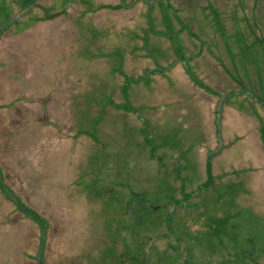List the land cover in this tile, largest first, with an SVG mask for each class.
Instances as JSON below:
<instances>
[{"label":"rangeland","instance_id":"1","mask_svg":"<svg viewBox=\"0 0 264 264\" xmlns=\"http://www.w3.org/2000/svg\"><path fill=\"white\" fill-rule=\"evenodd\" d=\"M151 1L161 11L162 0ZM209 1L174 0V4L182 10L188 8L185 17L212 34L213 28L207 27L208 11L214 14L217 9L216 5L208 7ZM40 2L50 6L47 0ZM18 4L10 0L4 8L0 3L7 11L2 15L0 10V29L4 30L0 35V177L5 180L0 191L8 185L29 208L51 220V255L44 258L47 264H59L64 252L75 253L79 264H264V152L247 107L236 109L249 119L243 116L238 120L236 132L231 127L232 110H221L214 95L198 90L202 103L192 94L167 95L163 91L160 100L152 101L159 106L151 110L153 120L141 118L152 139L125 152L129 155L131 150L144 148L149 160L144 156L138 166L135 162L123 164L120 179L116 177L117 163L123 158L109 154L120 147L99 141L87 146L80 139H73L74 145L59 144V139H52L50 130L41 126L39 107L24 101L37 112L16 111L14 98L20 93V77L28 78L30 90L32 85H40L33 91L40 95L62 90V73L54 69L67 42L52 28L58 29L55 20L41 22L17 36V28L7 27L6 13L13 14ZM198 7L208 8L201 11ZM39 14H29L24 23L33 24ZM126 15L121 19L128 20ZM199 39L204 42V35ZM197 51L191 49L189 54ZM212 68L223 81L224 71L216 62L205 66L203 74ZM211 83L220 93L230 90L219 80ZM183 90L182 86L178 91ZM144 109L150 112L146 106ZM218 115L222 116L221 125ZM122 124L114 127L109 122V141L119 133H114L118 127L126 131V143L133 138L129 131L132 124ZM152 157L155 163L151 164ZM111 162L115 166L110 167ZM1 193L0 264H25L22 255L31 253L25 248L32 251V243H37L32 238L35 224L20 218L22 213ZM13 211L16 213L9 215ZM141 246L153 249L136 257ZM86 254L89 258H82Z\"/></svg>","mask_w":264,"mask_h":264},{"label":"trees","instance_id":"2","mask_svg":"<svg viewBox=\"0 0 264 264\" xmlns=\"http://www.w3.org/2000/svg\"><path fill=\"white\" fill-rule=\"evenodd\" d=\"M9 1L2 0L0 3L5 8ZM15 1L19 4L13 9V14L6 13V18L8 28L11 25L18 29L17 36L41 22L55 20L58 29L55 26L52 28L67 41L63 43L66 50L62 55H57V67L54 69L62 73L59 82L62 95L59 91L48 95L34 93L40 85L34 84L30 90L28 78L20 77V93L14 98L17 112L25 108L37 112L25 106L24 101L42 110L38 113L41 115L38 117L41 126L48 128L53 137L49 136L59 139V144L67 142L65 146L74 145V140L80 139L87 146H94L95 141H99L105 146L111 144L112 147H120L119 151L109 154L123 158V162H115L118 164L116 177L121 179L123 164L124 167L132 166L131 162H135L138 166L137 162L143 163L139 158L146 156L142 152L144 148H141L142 151L131 150L129 155L125 152L132 145L142 147L143 140L147 142L148 138L152 139V132L148 131L147 135L146 126L141 124L142 117L149 116L152 121L155 115L151 110L155 106L159 108L152 101L160 100L163 91H167V95L175 92L178 96L192 94L204 103L199 95V91H202L214 95L224 112L226 109L232 110L231 127L236 132L238 130L234 125H238V120L245 115L238 114L242 111L236 109L247 107L249 118L257 124L259 145L264 152V0L209 1L208 7L213 6L214 9L216 5L217 9L214 14L208 11L207 27L213 28L212 34L211 31L205 32L204 25L202 29L194 26L192 20L183 13L188 8L183 7L182 10V7L174 4V0H162L161 6L159 4L161 11L155 8L156 4L151 0H47L50 6H43L41 0ZM197 5L200 4L197 2ZM208 7L198 8L207 11ZM4 8H0L2 15L7 12ZM31 13H40V16L35 18L33 24H25L24 17ZM125 13L128 20H122ZM60 26L63 34L60 33ZM3 31V28L0 29V35L4 34ZM203 35L205 41L200 42L199 37ZM191 49L198 51L189 54ZM212 61L219 65V70L224 71L223 81L220 80V73L213 68L209 72L205 69L208 73L203 74L205 66H211ZM217 80L230 90L226 93L216 91L213 87L217 86L211 82L216 84ZM233 83L237 88H234ZM182 86L184 90L178 91ZM50 99L54 100L53 103L49 102ZM145 106L150 112L144 109ZM222 116L225 118L224 114ZM222 116L218 115L220 125L219 118ZM122 121L132 124L133 130L129 131H132L133 138H129L128 145L126 131L120 127L114 130V133H119L112 140L109 141L110 134L107 135V126L111 130L109 122L115 127V124L123 126ZM149 162L152 164L153 157ZM84 163L88 164L87 161ZM109 166L115 165L111 162ZM208 168L207 171L210 170ZM3 179L2 175V188L5 186ZM6 186L0 193L7 201H12L17 212L22 213L20 218L35 224L32 238L35 237L37 243H32V251L25 248L31 253L24 252L23 262L47 264L44 258L51 255L48 237L52 230L51 220L29 208L20 195ZM134 188L140 190L139 187ZM133 194L139 195L135 191ZM11 213L16 212H10L9 215ZM137 248L136 257L153 249ZM64 255L62 260L58 258L59 264H79L75 253L70 255L64 252ZM87 255L90 254L81 256L85 259L89 258Z\"/></svg>","mask_w":264,"mask_h":264}]
</instances>
